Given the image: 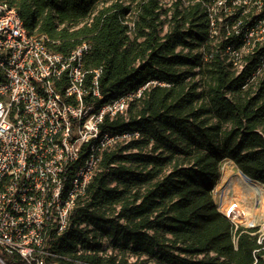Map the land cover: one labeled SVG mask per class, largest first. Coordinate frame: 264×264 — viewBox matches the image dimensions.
<instances>
[{"label":"trees","instance_id":"1","mask_svg":"<svg viewBox=\"0 0 264 264\" xmlns=\"http://www.w3.org/2000/svg\"><path fill=\"white\" fill-rule=\"evenodd\" d=\"M7 1L50 51L91 44L85 66L103 74L102 98L89 101L157 82L102 124L138 136L104 151L48 264H264L256 229L236 227L214 198L225 161L264 185V45L234 67L226 48L240 37L220 25L214 34L216 0Z\"/></svg>","mask_w":264,"mask_h":264},{"label":"built area","instance_id":"2","mask_svg":"<svg viewBox=\"0 0 264 264\" xmlns=\"http://www.w3.org/2000/svg\"><path fill=\"white\" fill-rule=\"evenodd\" d=\"M209 12L214 34L220 25L226 38L239 35L240 44L228 45L226 54L242 70L244 57L264 45V0H216ZM46 41L30 33L16 9L0 0L5 75L0 84V252L17 254L27 264H48L57 257L52 244L86 199L104 151L138 136L102 132L105 119L126 115L130 102L157 83L99 106L89 101L102 98L103 74L102 66H85L91 44L85 41L63 54L50 51ZM222 205L217 204L218 210L238 227L240 222L222 212ZM251 218L253 224L245 227L256 229L259 250L264 249V217L261 222ZM0 262L6 264L1 256Z\"/></svg>","mask_w":264,"mask_h":264},{"label":"rangeland","instance_id":"3","mask_svg":"<svg viewBox=\"0 0 264 264\" xmlns=\"http://www.w3.org/2000/svg\"><path fill=\"white\" fill-rule=\"evenodd\" d=\"M167 2L168 4H164V8H168L170 5L169 1ZM214 198L218 205L221 203L237 205L238 208H244L248 212H246L247 214L250 213V217L252 213L255 214L258 217L257 222H261L260 219L264 217V185L247 180L232 161H225L222 164V175L214 190ZM237 207L235 209H238ZM240 225L248 226L246 220L240 222ZM109 249L111 253H119L118 249H113V246H110ZM130 260L134 261L135 258L131 257ZM0 264L3 263L0 262Z\"/></svg>","mask_w":264,"mask_h":264},{"label":"bare ground","instance_id":"4","mask_svg":"<svg viewBox=\"0 0 264 264\" xmlns=\"http://www.w3.org/2000/svg\"><path fill=\"white\" fill-rule=\"evenodd\" d=\"M235 206L237 207V205H235ZM236 207L223 204L220 208H221L222 212H224L228 216H231L234 220H237L239 222H244L246 220L247 224H253V219L250 217V213L247 214L248 212L244 208H241V207L240 208L237 207L239 210L236 209V211H234ZM249 209H250V207H249ZM249 209H247V210H249Z\"/></svg>","mask_w":264,"mask_h":264},{"label":"crops","instance_id":"5","mask_svg":"<svg viewBox=\"0 0 264 264\" xmlns=\"http://www.w3.org/2000/svg\"><path fill=\"white\" fill-rule=\"evenodd\" d=\"M251 216H253V217H254V216H255V214H253V213H252V214H251Z\"/></svg>","mask_w":264,"mask_h":264}]
</instances>
